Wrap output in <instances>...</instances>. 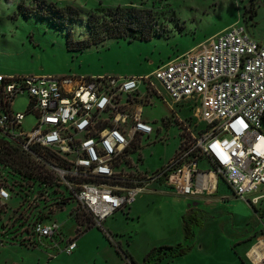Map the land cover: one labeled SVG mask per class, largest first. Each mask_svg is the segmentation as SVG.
I'll return each mask as SVG.
<instances>
[{"label": "built area", "instance_id": "built-area-1", "mask_svg": "<svg viewBox=\"0 0 264 264\" xmlns=\"http://www.w3.org/2000/svg\"><path fill=\"white\" fill-rule=\"evenodd\" d=\"M142 94L160 98L173 112L191 109L193 124L180 119L189 142L176 158L140 175L125 161L137 137L154 133L142 120ZM18 98L29 99L26 113L13 110ZM28 115L35 124L25 130ZM7 152L24 162L17 168L1 159L0 210L13 204L17 210L26 205L57 211L74 201L101 226L153 185L191 196L205 175L256 204L258 198L247 197L264 186V44L237 23L142 77L0 74V155ZM201 161L209 163V172L199 170ZM3 166H12L19 182L5 181ZM0 230L4 246L6 229ZM30 239L71 255L78 235L68 238L57 221L39 220L30 225ZM260 247L262 258H249L253 264H264V238L251 250Z\"/></svg>", "mask_w": 264, "mask_h": 264}, {"label": "rangeland", "instance_id": "rangeland-1", "mask_svg": "<svg viewBox=\"0 0 264 264\" xmlns=\"http://www.w3.org/2000/svg\"><path fill=\"white\" fill-rule=\"evenodd\" d=\"M22 5L32 11L39 5L50 7L48 10L75 8L81 13V20H68L60 25L62 30H53L46 22L23 16ZM106 11H119L126 19L133 18L136 30L145 33L143 39H108L83 52L68 46L69 40L78 43L92 37L87 29L93 20L91 16H105ZM237 23L264 44V0H0V74L142 77ZM141 104L142 120L153 127L154 133L134 140L126 162L131 171L135 165L142 172L147 171L145 174H151L176 158L183 143L189 142L180 119L192 111L179 106L173 112L152 95L142 94ZM28 105V98H18L13 110L26 113ZM34 124V117L28 115L23 127L29 130ZM133 152L140 153L138 165L136 161L134 164L138 155ZM2 169L7 177L5 181L19 182L12 166ZM208 169L204 161L199 164L201 172ZM50 197L54 199L52 194ZM229 198L227 208L205 214L198 225H191L195 238L184 237L182 241L171 237L178 228L177 208L167 196L143 193L132 207L124 208L101 226L92 224L89 215L72 201L54 217L63 225L66 237H75L76 233L79 237L72 255L46 250L37 241L30 243V225L43 219L36 216L41 209L29 210L25 205L17 210L11 204L0 210V227L6 229V243L0 246V264H117L124 252L134 253L140 264H145L152 250L180 244L189 247L184 256L172 261L169 253L167 259L172 262L152 260L147 264H243L242 261L250 264L246 253L262 239L257 238L255 228L264 224L257 222L254 204ZM72 211L76 213L73 218L78 217L80 229L70 217ZM48 254L56 256L49 261Z\"/></svg>", "mask_w": 264, "mask_h": 264}, {"label": "trees", "instance_id": "trees-1", "mask_svg": "<svg viewBox=\"0 0 264 264\" xmlns=\"http://www.w3.org/2000/svg\"><path fill=\"white\" fill-rule=\"evenodd\" d=\"M21 8V14L27 18L34 17L36 20L46 22L53 30H62L60 25L62 23H65L66 21L70 20L71 22H76L81 20V13L75 9V8H66V10H60L56 8H51L48 10L45 6H38L36 10L32 11V9L28 7H24L23 5ZM107 13L105 16H97L92 15L91 18V24L87 27L88 31L90 33L88 35H92V37L88 39H84L83 41H80L78 43H75L72 40L68 41V46L73 45L75 48L80 52H83L84 49H87L91 47L92 45H98L100 43H103L104 41L108 39H120V38H130L132 39H138L141 40L145 36V33H139L140 30H136L137 27L133 25L135 20L133 18L126 19L124 15H122L119 11L113 12V11H106ZM102 19V20H101ZM74 48L69 50H73ZM185 112V111H184ZM189 125H192V117L191 115L186 116L184 119ZM203 127H200L199 129H195L198 134H201L203 130H201ZM134 153V152H133ZM134 154H137L135 161L137 164L139 161V155L140 153L136 152ZM14 155V156H12ZM8 156V157H7ZM4 155H0V162L1 159L3 161H11L17 168L22 167L24 159L16 154H13L11 152H7ZM126 166L129 167V164L125 161ZM46 209V211H44ZM40 214H37L36 216L40 215V217H43L42 220L49 221L54 213L53 211L49 210V207H43L41 208V211H39ZM42 213V214H41ZM50 216V217H49ZM75 221L77 222L79 229L81 228V224L78 222L75 218ZM90 222L93 224V220L90 217ZM197 224L194 222V220L186 219L185 221V234L186 239H190L191 237H194L193 230L191 226L192 224ZM91 228V227H90ZM189 251V247L187 245H178L176 247H161L158 249L152 250V252L146 257L145 264L151 262L152 260H157L159 262L164 261L167 259L168 254L170 253V258L173 260L180 258L184 256ZM125 256L128 257V254H125ZM131 258V257H130ZM243 264H246L244 261H242Z\"/></svg>", "mask_w": 264, "mask_h": 264}, {"label": "crops", "instance_id": "crops-1", "mask_svg": "<svg viewBox=\"0 0 264 264\" xmlns=\"http://www.w3.org/2000/svg\"><path fill=\"white\" fill-rule=\"evenodd\" d=\"M3 75H5V74H3ZM142 112L144 113L143 108H142ZM201 162H203V161H201ZM204 163H205L206 167L209 168L207 171V172H209V170H210L209 163L207 161H204ZM134 164H135V160H134ZM163 167L164 166H161L160 168H158L154 171H151V173L157 172L158 170L162 169ZM134 170H137L140 174L141 173H143V174L147 173V171L142 172L140 170V168L135 167V166H134ZM204 184H206L207 186H210L208 191L202 190ZM151 187L153 189L152 191H146L144 193L148 192V193H152V194H159V195H162L165 197L167 196V197L171 198V201L175 204L174 206L177 208L176 221L178 222V228H176V232H174V234L171 236L173 239H178L177 241H180V240L182 241L183 238L186 237L185 230H184L186 219L188 220V219L192 218L194 220V222L197 223V225H198L199 224L198 222L201 220V218H204L206 216L205 214L213 213L215 211H219L221 208H227V207H225V204L230 200V198H229L230 196L237 199L234 196L231 189L229 188V186L224 181H222V180H216L215 181L214 175H205L204 177H202L201 183H200V190L196 191V193L194 195H191V196H181V195L175 193L174 191H172L171 189H167V190H170V191H167L165 189V187H160L159 185H156V187L155 186H151ZM196 190H197V187H196ZM141 195L138 198H140ZM249 196L247 197L249 201L258 198V202L256 204H254L255 208L257 209V211L255 212V213H257L256 219H257V222L264 224V186H261L259 188L258 192L251 194ZM133 205L126 206L124 208H130ZM66 207H64L63 209L55 211V213L52 215L50 220L55 221L54 220L55 215L59 212L64 211L66 209ZM123 209H121V210H123ZM121 210L118 211L117 213L121 212ZM117 213H115L113 216H115ZM71 217L73 218V216H71ZM73 219L75 220V218H73ZM259 227H260V231L258 232L257 230L259 229ZM63 229H64V227L62 225V233L64 234ZM255 230H256V233H258L257 238L262 237V239H263L264 238V233H263L264 227L259 225L257 228H255ZM76 235H77V233H76ZM193 235L195 238L196 233L194 230H193ZM250 237H252V236H250ZM68 238H70V237H68ZM43 244H44L43 245L44 248L46 250H49V251L51 250V247L53 245L52 243H50L49 241H46V240L43 241ZM77 244H78V242H77ZM169 245H171V244H169ZM77 247H78V245H77ZM260 248L258 249V251L260 250ZM254 249L255 248H253V250ZM253 250H250L249 252L246 253V257L249 260L250 264H253V263L251 262V260L249 258H252L255 262H258V260L254 259V257L251 254ZM261 251H262V248H261ZM261 251H259V252H261ZM57 253H58V251H57ZM125 254H128V257L125 256ZM50 255H52V254L47 255V259L49 261L54 259V258L50 259ZM119 259L120 260H117V264H140V261L132 252H130V253L124 252V257H122V258L119 257ZM165 260L172 262L171 259L170 260L165 259Z\"/></svg>", "mask_w": 264, "mask_h": 264}, {"label": "bare ground", "instance_id": "bare-ground-1", "mask_svg": "<svg viewBox=\"0 0 264 264\" xmlns=\"http://www.w3.org/2000/svg\"><path fill=\"white\" fill-rule=\"evenodd\" d=\"M261 251V248L260 250ZM257 248H255L253 251H252V256L254 257V259H257L258 261H260V259L262 258V254L261 252H259Z\"/></svg>", "mask_w": 264, "mask_h": 264}]
</instances>
